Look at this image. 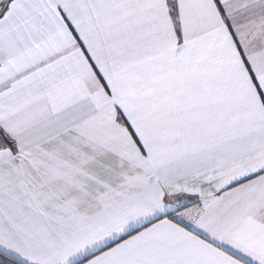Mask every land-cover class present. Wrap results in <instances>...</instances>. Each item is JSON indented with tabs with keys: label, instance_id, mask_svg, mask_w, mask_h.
Wrapping results in <instances>:
<instances>
[{
	"label": "snow or ice",
	"instance_id": "6c2138e0",
	"mask_svg": "<svg viewBox=\"0 0 264 264\" xmlns=\"http://www.w3.org/2000/svg\"><path fill=\"white\" fill-rule=\"evenodd\" d=\"M0 264H264V0H0Z\"/></svg>",
	"mask_w": 264,
	"mask_h": 264
}]
</instances>
